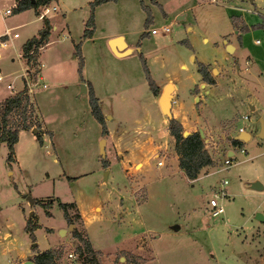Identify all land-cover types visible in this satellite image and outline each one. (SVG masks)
<instances>
[{"label": "rangeland", "instance_id": "1", "mask_svg": "<svg viewBox=\"0 0 264 264\" xmlns=\"http://www.w3.org/2000/svg\"><path fill=\"white\" fill-rule=\"evenodd\" d=\"M62 1L64 6L60 7L54 13L56 16L52 17V23L56 26L52 29V33L57 39L41 50V55L48 59H55L57 54L61 58L70 55L73 42L69 38L60 40V30L64 29L67 33L66 28H68L73 41L78 42L82 38L84 22L88 17V0ZM208 1L214 9L220 7L225 10L224 6L218 4V0ZM240 1L248 7L241 9L242 3H236L234 6L237 9H234L236 12L234 14L239 15L235 17V20H231V15L229 18L225 16L223 11L219 13L205 9L199 11L200 16L206 19L200 23L204 31L225 29L226 24L229 27L232 24L238 43L240 42L238 31L244 25L240 16L244 18L248 28L246 31L239 32L242 49L234 53L233 50H226L229 58H226L224 65L227 67L229 63V69L223 64L219 70L211 63L205 65L214 80L213 83L216 76L217 79L228 78L229 83L235 82L237 77L241 80L250 77L253 90H260L264 94V73H262L264 69V0ZM52 2L60 4V0H50V3ZM9 4V1L0 0V7ZM139 5L141 6V1ZM114 11L113 7L97 11V16L92 17L96 25L94 27L93 23L92 27L96 38L82 41L79 48L88 76L95 83V87L98 89L102 83H105L109 84L108 88L112 91L121 84L118 81L120 67L112 70L110 62L114 60L124 62L129 69V74L125 76L120 74V77L131 81V78L136 75L135 64L139 58L138 55L121 58L113 56L105 42L104 34L122 27L124 22L130 37L138 36L139 30L144 28L137 12L120 14ZM14 12L17 11L13 9L11 13L0 15V28L11 26L9 32L16 31L18 34L11 36V45L0 48L2 54L0 74L4 75V72L13 70L12 74L16 76V73L23 71L22 68L26 65L22 67L23 60L20 57L21 64L17 54L19 43L22 37L29 35L38 25L42 26L43 21L41 18H36L37 13L32 8L19 16L14 15ZM158 20L159 17L152 26L159 27L161 22ZM22 21L25 22L12 26ZM185 21L190 22L188 17L181 20L173 17V21L169 24L174 27L175 24L181 25V22ZM255 23L257 26L253 27L252 24ZM146 29L149 30L150 26ZM220 33H223L224 38L228 40L231 39V34L234 35L228 30H222ZM157 35V33H149L150 39L145 45L153 46L154 37ZM3 38L0 37V40ZM256 38L259 40L258 43L253 42ZM164 43L166 42L161 41L157 45L168 50L169 59L176 57L179 52L175 45L163 46ZM37 51L35 64L31 66L29 64V66L38 71L39 48ZM9 57H13L14 60L10 61ZM139 68L143 72L141 64ZM155 68L157 71V67ZM70 69L71 63L66 60L61 70L62 74L68 77ZM234 69L237 75L232 74ZM12 74L4 75L0 81V94L5 92L4 90L13 92L21 86L22 79L18 75L16 79L13 76L12 81L15 83L13 90L5 87V83L12 78ZM253 74L256 75L253 76ZM46 83V87H38L31 94L32 104L28 112L31 109L32 113L28 115L27 121L32 124L28 130L34 128L40 136L44 132L49 140L51 132L42 125L39 116L41 117L42 114L48 121L53 133L52 143L46 146L50 148V152L38 145L34 148L28 134H23L15 150L19 165H11L5 160V143H0V264H26L27 260L32 264L33 251L29 248L31 239L24 230L25 220L28 217L37 224L33 229L36 247L43 248L56 240L51 245L59 250L54 264H155L154 257L157 264H264V134L258 135L260 119L264 120V95L262 100L256 103L250 100L252 94L250 90L247 91L249 96L244 106L236 105L230 97L215 104L207 103L205 114L209 118L214 115L227 116L219 121V129L214 134L209 130L203 131V145L212 163L201 167L193 181H187L183 176L174 174L172 179L149 180V186L136 187L133 195L127 187L133 185V180L136 186L137 178L143 172L137 169L139 167L137 163L129 172V175L136 179L129 183L122 176L123 172L117 160H113L105 179L104 171L106 170L101 163V157L106 158L107 154L105 151L102 156L99 152L100 124L90 113L88 96L85 92L79 91L81 83L73 86L65 84L60 87L48 80ZM140 90L141 86L137 90L135 88L130 90L126 100L108 97L105 103L110 107L113 117L120 116L122 123L125 126L128 125L127 131L120 140L118 139V147L120 148L119 144H122L126 150H135L138 145L134 144L137 142L139 146L148 145L146 160H149L148 164L153 168L156 166V159L162 160L163 164L164 160L173 157L174 140L173 137L171 141L168 139L169 133L162 125L156 124L155 129L152 127L150 130H140L139 128L142 127L131 125L134 119L141 117V111L136 112L133 107V109H124L125 112H123L122 108L124 105L126 107L127 100L131 106L134 102L131 92ZM77 92L81 95L76 97ZM205 96L208 97L207 94ZM193 100L195 101L194 98ZM201 101V99L197 100V103ZM250 105L253 106L252 109ZM244 114L247 116L246 119L242 118ZM106 117L105 115V119ZM113 123L114 119L109 122V125L112 127ZM202 123L206 124L205 120ZM196 124H199V121H196ZM238 126H242L244 131L249 132V136L244 139L236 137L240 142L233 144L231 138L228 139L227 136H236ZM105 133L104 137L107 138L109 134H107V128ZM110 143L104 141L103 151L106 148L108 156L117 157L113 149L115 147H112ZM229 146L233 154L231 163L225 165L223 158ZM241 148L243 150H240ZM174 154L177 156L176 153ZM221 179L226 180L222 184L223 195L218 190ZM253 181H258L261 188H253L251 186ZM12 182L16 184V187L12 185ZM16 188L21 192H17ZM213 192L216 193L217 204L222 206V212L215 216L210 215L208 205V198ZM26 196L50 201L51 205L45 211L39 203L35 202L31 208L35 209L37 215H33L32 212L30 214L31 209H28L29 203ZM57 197L61 202L70 203L66 206L67 216L58 206V199L54 201ZM69 199L79 201L84 207L92 203H104L100 212L99 203L93 208H88L91 217L83 219L75 202L65 201ZM119 202L120 207L117 208ZM256 212L262 214V220L255 218ZM67 218L73 224L71 228L68 227L70 223ZM60 223L64 224L62 227L65 228V232L58 234L57 228ZM48 225L52 226L50 228L52 233L46 232L48 228L45 226ZM72 228L77 230L82 239L88 241L90 245L88 251L84 249L82 240L72 234ZM114 244L127 247L122 246L113 250ZM132 244L136 248L142 247V255L132 251ZM69 252L72 253L71 257L67 255Z\"/></svg>", "mask_w": 264, "mask_h": 264}, {"label": "crops", "instance_id": "2", "mask_svg": "<svg viewBox=\"0 0 264 264\" xmlns=\"http://www.w3.org/2000/svg\"><path fill=\"white\" fill-rule=\"evenodd\" d=\"M8 1L10 2L9 5L0 7V15L2 16L6 15V13H4L5 8L10 7L11 9L9 13H11V11L15 7L17 0H6V2ZM89 1L90 0H88V2ZM140 1L144 5H147L150 10L151 17H152V21L148 25L150 26V28L154 27L152 26V24L157 21L158 17H159L158 21H160L161 23H166V24L171 23L173 21V17H175L176 19H180V20L188 17L190 22L189 21L181 22V25L175 24L174 27L170 26L171 28L169 27L168 31L166 32H163V33L158 32L157 33L158 35L154 37L155 43L151 47H147L145 45L148 39H150V36H148L150 33L149 30L147 29L145 30L144 28L139 30L140 33L143 30H145L147 36L140 38L139 37L140 33L138 32L139 33L138 36L130 37L129 36L130 33L126 32L127 30V28L125 27L126 22H124L122 27L120 26L119 28L110 30L109 32L105 33L104 34L105 42L108 45L109 51L116 58L127 57L128 55L135 56L137 55L136 52L138 51H140L143 54L146 60L148 70L152 78L154 79L155 83L159 87V93L161 92V90L166 84L170 85V91H169L170 98H169V104H168V112H165L159 105V100H158L159 93L153 94L148 88L146 89L144 88L145 86H147V82L145 80V76L143 72L140 71L139 61H137V63L135 64L136 75L131 78V81L124 80L123 78L120 77V74L121 76H125L129 74V69L125 65L124 62L119 61V60H114L110 62V67L112 68V70H115V67H118V66L120 67L118 81L121 84L118 87L119 89L116 88V90H113V91L112 89L108 88L109 84H105V83L104 84L102 83L101 87H98L97 89V87H95L94 85L95 83L93 82V80H91L88 76L84 61H82V67H81L82 78L84 80L89 81V83L91 84L92 90L95 96L98 98L100 109L103 112V114L107 116L105 119V125L107 128V134L108 133L109 134L107 135V138H105L104 136H106V133L105 135H101L100 134L101 132H99V135H100L99 137L101 138L103 137L105 141L111 142L112 147H115L113 148L114 152L117 154V157H110L108 156L107 150L105 148L104 152L106 151L105 153L107 155L105 158L106 165L104 169L106 171H104V177L105 179H107V176L109 174L108 170H109L111 161L117 160V164L123 172L122 176L125 177V180L128 181L129 183L134 181L133 182V185H134L135 180L133 179H136V177L130 176L129 172L131 168L134 167L138 163L139 167L137 169L142 170L143 174L137 178L136 186L131 185L129 187L128 185L127 187L129 189V192L132 193L133 195H134V189L136 187L139 188L140 186H144V185L149 186L150 184L148 182L149 180L160 181L161 179H165V178L172 179L173 176H175L174 174H176L179 177L183 176L187 181H193L195 178L188 179L187 177H185L181 168H179L177 164L178 162L177 156L174 154L175 153L174 150L172 151L173 157H170L169 159L164 160L163 164H162V160H157L155 158L156 166L151 168L150 165L148 164L149 160H146L147 158L146 152H147L148 145L139 146V142H137L136 144H134L135 146L138 145V147H136L135 150H126L125 149L126 147L123 148L122 144H119V146H121L119 148L117 144L119 143L121 136L127 131L128 125L125 126V124L122 123V118H120V116L113 117L110 107L108 106L107 103H105L108 97L112 96V97H118L120 98V100H126L127 94L130 90H132L133 88L137 90L139 89V86H141V90H143V92H141V90L136 91V92H131L134 98L132 100L134 102L131 104V106L129 104V100H127V102L125 101L127 108L125 107V105L122 108L123 112H125L124 109H131V108L133 109V107L136 112L141 111V117H139L138 119H134L131 125H137V127L139 126L142 127V128H139L140 130L141 129L150 130L152 129V127L153 129H155L154 127L156 126V124H159V126L162 125L165 128V131H167L166 129L167 128V118L169 116H173L175 119H177L181 123L183 128H185L187 131L197 129V130H201L202 135H203V131L205 132V130L211 131L212 134L217 132L219 129V121L227 118V116L225 115L223 116L214 115L209 118V116L205 114V107L207 103L215 104L226 97H230L234 100V103L236 105L244 106V103L246 102V98L249 96L247 91L250 90V93L252 94V99L250 100H254L256 103L262 100L263 95H264L261 93L260 90H253V87L250 84V80H251L250 77L243 78L242 80L241 78L237 77V80L235 82L229 83L227 82L228 78L219 77V79H217V76H216L215 83L209 84V83L202 81L200 74L196 71L197 61L203 62L204 64L211 63L216 68L218 67V70L221 69L220 68L221 64H223V66L226 67V65L224 64H226L225 61H226V58H229V56H227L229 54L227 53L225 49V45L227 43H231L233 47L232 49L233 53L236 50L242 49V46H243L242 41H241V34H239L240 31H238V39L240 40V42L238 43V41H236L235 28L233 27L234 25L232 24H231V27H229V25L226 24L225 29L218 28V29H212L210 31H204L200 27V23H202L206 19L200 16L201 14L199 13V11L202 9H205L206 11H210V12L216 11V13L223 11V13H225V16H227L228 18H229V15H232V14L234 16H237L239 14H236V15L234 14L236 13L234 9H237L234 5H236V3H240L241 2L240 0H218V4H221L222 6H224L225 10L220 7H216V9H214V7H211L209 5V3L211 2H209L208 0H155V2L157 3H152L150 0H109V1H105L100 4H97L93 7V18L94 16H97L98 10L100 11L102 9H106L107 7H113L115 9L114 12H119L120 14H123L126 12L131 14V12L133 11L134 13L137 12V14L140 15L141 24H143L145 12L139 5ZM241 3H242L241 9H247L248 6L243 5L244 2H241ZM57 6H58L57 10L60 7L64 6L63 1L61 2L60 0V4L59 5L57 4ZM30 8L34 9L33 7L29 6L22 10L14 12V15L19 16ZM88 9H89V6H88ZM57 10L54 12H50L49 14H46L45 16H43V17H46L48 21L50 22L51 28L49 29V35H48L47 41L41 45V48L39 49V54L37 56V59L39 61L38 75L41 78L40 81L46 83V80H48V81L56 83L58 87H60L61 85H65V84H69L73 86L74 84L79 85V83H83L85 86V89L83 91L81 90L79 91L82 93L85 92V95H87L86 83L85 81H81L80 76L78 75L76 71L77 58L74 55V48L70 49V55L64 58L59 57L58 54L55 57V59H48L41 55V50L44 49L54 39H57V38H54L56 35L52 33V29L56 27L55 24L52 23V17L56 16V14L54 13H56ZM172 15L173 17H171ZM43 17H41V19ZM36 18L40 19L37 15H36ZM160 19H162V21ZM240 19H243L242 20L243 24L246 25L244 18L240 16ZM24 22L25 21H22V22L13 24L12 26L19 25ZM93 23H94V27H96L94 21ZM10 27L11 26H4V28L1 27L0 35L5 29L10 28ZM39 28H41V25L40 26L38 25L33 31H31L29 35H25L24 37H22L23 39L19 43L17 54H18L19 59L21 57L23 60V64H22V61L20 59L21 61L20 63L22 64V67L26 61L24 59L25 56L21 52L20 46L27 38H30L31 36L36 35ZM61 28H63V26H61ZM66 30H67V33L65 32L64 29L60 30V33H59L60 40H66L69 38L71 42L76 43L73 41V37L69 32L70 30L68 28H66ZM222 30H228L229 33H231L232 31L234 35L231 34L232 36L230 40L225 39L224 38L225 35L223 33H220ZM95 34L96 33H94V28H93L92 33L89 37L81 38L78 41L79 48H80L82 41L94 40L96 38ZM116 36H119L120 38H117L115 44L113 45V47H111L109 44V41L111 38L116 37ZM10 38L6 41V45L4 47H7L8 44L11 45L12 40ZM254 40L255 39H253L254 43H258V42H255ZM137 41H138V44H136ZM161 41L166 42L163 44V46H167L170 44L175 45V48L179 52L177 56L169 59V55H167L168 50L165 48H161L160 47L161 45L159 46L157 45V44H160ZM186 42L189 44V46L186 44ZM4 47L0 46V48H4ZM0 59H2L1 51H0ZM9 60L13 61L14 58L9 57ZM66 60L70 61L71 63V69L68 73L69 74L68 77L62 74L63 72L61 71L63 70V65ZM155 67H157V71L159 73L155 71L156 70ZM228 67H229V63L226 68ZM97 69L99 70V67ZM235 69H234V72H232V74L237 75V72L235 71ZM12 71L13 70H8L7 72H4V75L12 74ZM21 73L22 71L16 73V76L12 74V78L8 80L7 82H10L11 84H13L15 88V83L12 81L13 76L16 79L18 75H21ZM4 75H3V78H4ZM255 75L256 74H253V76ZM46 84L44 87H46ZM19 88L20 86L14 90L16 91ZM4 91L5 92L0 94V100L4 98L5 96L12 93L7 90H4ZM80 92H77L75 96L77 97L81 95ZM205 94H207L208 97H206ZM193 98L195 99V101L193 100ZM200 99L202 101L199 102L198 104L197 100L199 101ZM250 108L252 109L253 106L250 105ZM244 115H242V118L246 119L243 117ZM39 118L41 120L42 125H45V127L50 130L51 137L48 140V138L46 137L47 134L45 136V133L43 132L41 136V143H38L37 139L35 138V135L33 134V131L28 130V129H19L17 140L14 144L15 161L12 162L11 165H14V164L19 165L17 151L15 150H16L18 140L20 136L23 134H28L34 148L38 146L40 148L44 147L45 151L50 152L49 150L50 148H46V146L47 144L49 145L50 142L52 141L51 138L53 136V133H52L51 128H49V123L44 118V116L41 114V117L39 116ZM113 119H114V123H113V126L111 127L109 125V122L112 121ZM154 119L156 121H154ZM204 120L206 124L202 123ZM196 121H199V124H196ZM248 136H249V132H248ZM168 137H169L168 139L171 141L172 136L168 134ZM229 137L236 138L235 135L234 136L228 135L227 138L229 139ZM229 150H231L230 146L227 148V151ZM231 154H233V151ZM145 161H147V163H145ZM157 161H160V163H157ZM72 177H75V176H72ZM12 185L16 187V184L14 182H12ZM16 191L21 192L18 188H16ZM34 198L39 199L37 197H34ZM26 199L28 200V203H29L28 209H31L29 213L31 214L32 212L33 215H37L35 212V209L31 208L33 207L35 202L32 201L31 197H30L31 200H29L27 196H26ZM56 199L60 200L57 197V198H54V201ZM65 201H68V202L74 201L75 206L79 210V213L83 219L84 218L90 219L91 217L88 208H93V206L99 203L100 204L99 212H100V209L102 208L103 203H104V202H97L95 204L92 203L88 207H84V205H82L79 201H76L75 199H69ZM119 207H120V202L117 204V208ZM98 214L100 215L101 213H98ZM59 225L60 226L57 228V230L64 227V224L62 225V223H60ZM45 227L48 228V230L46 231L47 233L51 232L50 228L52 226L48 225ZM63 229L65 232V228ZM6 242H8V240H6ZM55 242L56 240L51 245H53ZM51 245L45 246L43 248L37 246V249L42 250L44 248L51 247ZM122 246L123 245L114 244L112 248L114 250ZM123 247H127V246H123ZM141 248H136V246L133 245L132 251H134V253L139 255L142 253ZM153 262L157 264L155 257L153 258Z\"/></svg>", "mask_w": 264, "mask_h": 264}, {"label": "trees", "instance_id": "3", "mask_svg": "<svg viewBox=\"0 0 264 264\" xmlns=\"http://www.w3.org/2000/svg\"><path fill=\"white\" fill-rule=\"evenodd\" d=\"M105 1L109 0H90L88 2V17L84 22V28L81 33L82 38L89 37L92 33L93 7ZM150 1L152 3H157L155 2V0ZM48 2H50V0H17L14 10L19 11L31 6L34 8L35 12L38 13V6ZM141 8L145 12L143 27L144 29H146L151 23L152 17L147 5H144L141 2ZM235 17L236 16L231 15V20H235ZM42 21V26L38 29L36 35L27 38L20 46L21 52L25 56V61L31 60L32 63H35V58L38 53L37 46L42 45L47 41L51 25L46 17H43ZM252 26L256 27L257 24H252ZM247 29V26L243 25L241 26L239 31L243 32ZM144 36H147L145 30L140 33L139 37L141 38ZM136 44H138V41L136 42ZM186 44L189 46L187 42ZM73 48L74 55L77 58V73L80 76L81 81H85L86 83L90 113L93 118L100 124V132L101 135H103L106 132V126L104 122L105 115L100 109L98 98L95 96L91 84L87 80H84L81 76L82 57L79 53V42L73 43ZM29 51L31 52L29 53ZM137 55L141 64V68L144 72L145 80L147 82L149 90L153 94H158L159 87L149 73L144 56L140 51L137 52ZM196 71L200 74L202 81L209 84L214 82L210 72L203 62H196ZM26 106L27 98L26 95L21 91H18L14 94H9L0 100V142L5 143V160L6 162H8V164H11L15 161L14 144L17 140L18 130L28 129L32 125L29 121H27L30 112H28V108ZM14 112L18 113L17 119H14L13 117ZM167 131L173 137V149L177 154V164L179 168H181L185 177H187L188 179L195 178L198 170L201 167L212 163L210 155L204 148L203 138L199 130L189 131L186 135H182L183 127L181 123L173 116H169L167 122ZM33 134L35 135L37 142L41 143V136L38 134V132L34 131ZM231 142L233 144H236L240 142V140H238L237 138H231ZM101 163L104 166L106 165V159L104 157H101ZM67 177L70 178L69 176ZM31 199L33 202L39 203L45 209V211H47L46 208L51 205L50 201H42L34 197H31ZM57 204L62 209L63 214L66 215V206L67 204L70 205V203L57 200ZM67 220L69 223L71 222L69 218H67ZM36 226L37 224L32 221L31 217L26 218L24 230L28 233L31 239L29 248L33 251L32 264H54V259L58 256L59 250H57L56 247H48L42 250L37 249L33 234V229ZM71 232L74 236L82 240L84 249L88 251L90 249L88 241L82 239L75 228H72Z\"/></svg>", "mask_w": 264, "mask_h": 264}, {"label": "built area", "instance_id": "4", "mask_svg": "<svg viewBox=\"0 0 264 264\" xmlns=\"http://www.w3.org/2000/svg\"><path fill=\"white\" fill-rule=\"evenodd\" d=\"M214 1V0H213ZM58 8L57 4L55 2H48V3H45V4H41L38 6V13H37V16L39 18L45 16L47 13L49 12H54L56 11ZM10 12V8H5L4 9V13H9ZM170 27V24H166V23H161L159 25V27H151L149 29V32L150 33H158V32H166L168 31ZM11 28H7L5 29L2 34L0 35V37H4L3 39L0 40V46L4 47L6 45V41L11 37V36H16L17 35V32L16 31H13L12 33H10ZM255 42H258L259 40L256 38L254 40ZM40 49L41 48V45L37 46V49ZM31 51H29L30 53ZM25 67H23V71L21 73V78H22V82H21V86L18 90H13L14 89V86L13 84H11L10 82H6L5 83V86L7 89L9 90H13V92L11 94H14L18 91H21L23 94L26 95V98H27V108H29V106H31L32 104V98H31V94L34 92V90L38 87H44L45 86V83L40 81V76L38 75V71L35 70V69H31L30 66L32 64H35V63H32V61H26L25 62ZM30 64V66H29ZM246 68V67H245ZM262 73H264V69L262 70ZM3 79V75L0 74V81ZM30 113H32L31 109L29 110ZM13 117L14 119H17L18 118V113L14 112L13 114ZM244 118H246L247 116L244 115L243 116ZM34 126V125H33ZM237 131L240 132V131H243V127L242 126H238L237 128ZM240 150H243L242 148ZM230 152V153H229ZM232 151L229 150L227 151V149L225 150V157L223 158V163L225 165H228L231 163V156H232ZM157 163H160V161H157ZM226 182L225 179H221V182H220V186H219V192L221 195L224 194V191H223V186L222 184H224ZM217 192V191H215ZM213 192L212 196L208 198V205H209V213L211 216H215V215H218L219 213L222 212V206L219 204H217V201L215 199L216 197V193ZM69 257L72 256V253L69 252L67 254Z\"/></svg>", "mask_w": 264, "mask_h": 264}, {"label": "water", "instance_id": "5", "mask_svg": "<svg viewBox=\"0 0 264 264\" xmlns=\"http://www.w3.org/2000/svg\"><path fill=\"white\" fill-rule=\"evenodd\" d=\"M117 38H120L119 36H116V37H113L110 39L109 41V44L111 47H113V45L115 44ZM225 49L230 51L233 49L231 43H227L225 45ZM81 87V90H84L85 89V86L83 83H81L80 85ZM169 91H170V85L169 84H166L163 89L161 90V92L159 93V96H158V100H159V105L160 107L165 111V112H168V104H169V98H170V94H169ZM260 127H259V132H258V135H263L264 134V120L263 119H260ZM31 131H34V128H31ZM200 131V134L202 135V132L201 130ZM189 131L187 130H183L182 131V135H186ZM235 137L237 138H247L248 137V133L246 131H240V133H238ZM105 139L102 137L100 140H99V152L100 154L103 156L104 155V151H103V143H104ZM230 153V152H229ZM251 186L253 188H261V184L258 182V181H253L251 183ZM27 198L30 199L29 196H27ZM255 218H257L258 220H262L263 219V216L260 212H256L255 213ZM72 223H70L68 225L69 228L72 227ZM64 232V229L63 228H60L59 229V234L63 233ZM120 258H122V256H120ZM26 264H31V261L27 260L26 261Z\"/></svg>", "mask_w": 264, "mask_h": 264}]
</instances>
